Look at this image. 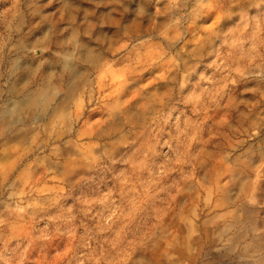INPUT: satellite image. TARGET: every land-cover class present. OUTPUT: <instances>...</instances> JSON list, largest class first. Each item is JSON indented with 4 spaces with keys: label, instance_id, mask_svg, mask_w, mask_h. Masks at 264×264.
<instances>
[{
    "label": "clouds",
    "instance_id": "obj_1",
    "mask_svg": "<svg viewBox=\"0 0 264 264\" xmlns=\"http://www.w3.org/2000/svg\"><path fill=\"white\" fill-rule=\"evenodd\" d=\"M0 264H264V0H0Z\"/></svg>",
    "mask_w": 264,
    "mask_h": 264
}]
</instances>
